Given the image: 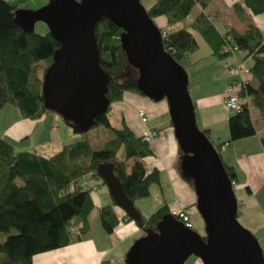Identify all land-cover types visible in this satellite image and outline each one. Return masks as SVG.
Listing matches in <instances>:
<instances>
[{"label":"trees","instance_id":"trees-1","mask_svg":"<svg viewBox=\"0 0 264 264\" xmlns=\"http://www.w3.org/2000/svg\"><path fill=\"white\" fill-rule=\"evenodd\" d=\"M213 1L155 0L146 12L153 21L165 17L168 26L189 22L188 28L159 29L163 50L183 70L186 59L199 48L195 33L207 43L211 54L221 60L231 57L229 52H225L226 48L234 49L235 55H243L249 79L240 86L237 97L245 102L240 103V110L229 112V140L213 144L220 156L222 148L255 135L252 108L264 121V39L249 20V13H264V0H243L241 5H235L234 16L246 31L237 33L229 30L225 34L215 29L204 12ZM25 2L0 0V110L12 106L18 109L22 119L36 121L53 113L44 106L42 88L45 72L60 44L49 32L44 36L24 32L16 23L15 13L26 9ZM196 7L201 11L192 17ZM121 32L106 17H102L95 26L99 64L109 78L106 98L110 107L105 114L96 117L90 130L103 126L110 131L111 136L103 149H93L87 135L90 130L81 133L66 121L63 122L82 139L63 144L50 156L30 151L17 152L9 141L0 138V236L7 235L4 241H0V264H32L36 255L64 248L72 241L79 242L86 237L94 208L91 191L100 185L106 187L96 173L99 165L113 164L114 174L134 206L137 201L150 196L152 185L159 184V171L147 172L144 164L152 151L143 135H135L123 119L121 128H113L107 116L112 105L121 102L126 93L143 96L137 87L136 75L122 82L114 81L115 77L127 71L136 74L127 65L119 39ZM203 132L210 140L208 131ZM224 168L233 182V168L225 164ZM179 171L194 192L192 178L180 168V157ZM87 176L99 180L100 184L86 189L82 181ZM105 189L108 190L107 187ZM195 205L194 201L184 208L189 209L192 215ZM140 214V222L128 218L124 212L118 218L114 206L109 205L99 210V222L106 234H111L123 221L135 222L143 235L148 230L155 231L163 216L172 213L164 206L149 217ZM173 216L178 219L176 214Z\"/></svg>","mask_w":264,"mask_h":264},{"label":"water","instance_id":"water-1","mask_svg":"<svg viewBox=\"0 0 264 264\" xmlns=\"http://www.w3.org/2000/svg\"><path fill=\"white\" fill-rule=\"evenodd\" d=\"M102 17L122 30L120 43L127 65L136 71L137 87L154 102L166 100L177 145L180 168L194 183L195 208L205 226L200 235L172 214L163 216L155 231H146L125 255V264H185L194 256L202 264H264L257 238L238 222L233 182L219 153L195 124L188 77L163 50L159 29L140 0H51L43 8L15 13L24 32L36 22L47 25L60 44L46 70L42 96L46 109L71 122L81 133L110 107L108 76L99 64L95 26ZM113 203L128 218L142 216L123 192L113 164L97 167Z\"/></svg>","mask_w":264,"mask_h":264},{"label":"crops","instance_id":"crops-1","mask_svg":"<svg viewBox=\"0 0 264 264\" xmlns=\"http://www.w3.org/2000/svg\"><path fill=\"white\" fill-rule=\"evenodd\" d=\"M148 1H151V5L155 2V0ZM242 1L214 0L204 11L220 34H225L229 30H234L237 33L246 31V27L234 16V6L241 5ZM200 11L196 7L192 17L196 16ZM249 20L251 25L259 30L264 39V13L259 15L249 13ZM182 23L168 26L165 17L154 19L156 27L162 30L182 28ZM198 46V50L184 62L189 81L197 78L195 85L189 86L190 89L196 87L195 96L192 100L195 110L198 105L200 112L203 114L201 130L208 131L212 144L225 143L229 140L227 120L230 113L223 106V98L227 95L237 96L239 88L229 91V85L232 82L227 77L228 75L225 74L224 63L235 65L243 62L244 57L242 54H238L221 60L211 54L210 48L205 41L203 46L200 44ZM202 47L203 54H198ZM238 78L246 81L249 79V75H238ZM131 99L134 104L136 101H140V98L135 96H132ZM244 102V99H240V103ZM118 105L124 109L126 114L131 111L134 112L135 118L132 119V123L134 121L135 123L129 128L135 135L142 136L147 130L157 132V136L149 143L152 155L144 160V164L147 172L153 169L159 171L160 181L159 184H154L155 188H153V191L156 192V195L158 194L157 197L161 204L163 203L170 213H177L184 206L196 201L195 193L182 178L179 171L180 152L174 130L170 126V119L169 122L165 120L163 125L158 124L154 121L157 115L153 111L149 113L150 117L144 128H138L137 124L139 122L136 118L135 110L132 109L133 107L123 101L117 103ZM251 112L256 130L255 135L237 140L222 148L220 157L223 164L234 170L233 188L238 203V220L256 238L257 236L262 238L261 235L264 234V121L259 118L256 109L252 108ZM160 113H162L160 116L165 118L168 114V106H163ZM62 121L60 118L50 114L36 121L25 120L20 116L11 126H5L2 131L0 130V138L9 141L19 151H29L27 146L18 149L12 139L14 141L29 140L38 125L42 124L40 133V136H42L39 139L41 142L38 143V147L51 149L50 153H48L51 154L67 142L64 141L66 138L64 139L62 136L58 140L55 139L56 134L60 131H62L63 135L68 134L66 128L68 126L65 123L63 124ZM100 187H96L95 191L91 193L94 207L92 219L97 222V230L95 232L91 230V222L89 221L90 230L86 237L79 242L72 241L64 248L36 255L32 260V264H125L126 253L133 243L141 237L142 232L137 223L126 221L121 222L111 234L104 232L99 222V210L102 207L113 205L115 215L118 218L122 217L123 212L114 205L109 192L105 188ZM166 191L171 192V195L174 196L172 207L169 205L171 203L170 200L165 197L164 192L166 193ZM237 192L240 199L237 198Z\"/></svg>","mask_w":264,"mask_h":264},{"label":"rangeland","instance_id":"rangeland-1","mask_svg":"<svg viewBox=\"0 0 264 264\" xmlns=\"http://www.w3.org/2000/svg\"><path fill=\"white\" fill-rule=\"evenodd\" d=\"M11 1H13V0H11ZM48 1L49 0H26V2H25L26 3L25 4L26 5V9L29 10V11L35 12V11L43 8L48 3ZM141 3L145 7V9H147L151 5V1L149 2L148 0H141ZM187 23H188V21L182 23V26L188 28ZM170 30H173V28H171ZM48 32H49V29H48V27H47V25L45 23H43V22H36L35 23V25H34V33L35 34L44 36ZM194 35H195V38H196L198 44H200L201 46H203V42H204L203 41V38H201L196 33ZM198 54H203V47L201 48V51H199ZM224 66H225V63H224ZM184 70H185V72L187 74V77H188L189 75H188V73L186 71V66L184 67ZM134 75H136V74H134L133 71H127V72H124V73L118 75L117 77H115L114 78V81H116V82H122L124 79H127L130 76H134ZM227 77L230 78L231 82H233V81H238L239 82L240 81V79L238 78V75H235V76H227ZM191 78H192V76H191ZM196 79L197 78H195V79L193 78V79H191L189 81V78H188V85L189 86L190 85L191 86L192 85L194 86L195 83H196ZM189 86H188L189 95H190L191 100H192V99H194V96H195V93L194 92L196 90V87H193V88L190 89ZM235 93L237 94V92H235ZM132 96H135L136 98H140V101H136V102L134 101L135 104L132 103V99H131ZM122 101L125 104H127L129 106H132L133 107L132 109L135 110L136 118H137V120L139 122L137 124L138 125V128L139 127L144 128V126H145V124H143L141 122L140 118L138 117V113L141 112V111L143 113H145L147 120L150 117L149 116V113L155 111L154 114L157 115V116L155 117V120L154 121L156 123L163 125V122L165 120H166V122H169V115L168 114H167V116L165 118H163V116H160V115H162V113L159 114L161 108H163V106L166 105V101H164V100H162L160 102H154V101L148 99L145 96H139V95H135V94H131V93H126L124 95ZM192 102H193V100H192ZM141 103H143V104H141ZM119 106L120 105L117 106V103H114L112 105V109L108 112V115L107 116L109 118V122H110L111 126L113 128H116V129L121 128V126H122L121 123H122V119H123L124 122L126 123V125H128V127H131V125L135 123V121L132 123V119L135 118L134 112L131 111L129 114L128 113L126 114L125 111H124V109H122V107H119ZM193 106H194L195 124H196V127L200 131H202L201 130V127L203 125V114L200 112V108H199L198 105H197V108L195 110L194 102H193ZM50 115H52L54 117L56 116V118H60V120H62L61 117L57 113H55V112L50 113ZM19 117H20V113H19L18 109L14 108L12 106H5L4 109L3 110L1 109V111H0V130L2 131V129L5 126H9V125L11 126L13 123H15L17 121V119ZM57 120H59V119H57ZM63 124H64V122H63ZM41 126H42V124L41 125H38V127L34 131L33 136L31 137V139H29L27 141H16V140L14 141V139H12V141L15 143V146L18 149L20 147L27 146V147H29L28 150L30 152H35L36 151V153L38 155H42V156H50V155H52L53 153L48 154V153H50L51 149H43L41 147H38L39 146L38 143L41 142V140H39V139L42 136V135L40 136ZM66 128H67L68 134L67 135H63L62 134V131H60L59 133L56 134L55 139L58 140L62 136L64 139L66 138V140H64V141H67V142H65V144L66 143H72V142H75V141H78V140L82 139V136L80 134L74 133L73 130L70 127H66ZM87 135H88L89 140L91 141V144H92L94 150H101V149H103L105 143L107 142V140L111 136L110 131H108L103 126L95 127L94 129L90 130L87 133ZM35 146H37V147H35ZM16 151L18 152L19 150L16 149ZM56 151L57 150H55V152ZM179 152H180V149H179ZM98 183L100 184L99 180L92 179V178H90L88 176L85 177L83 179V181H82V185L85 188L86 187L87 188L88 187L89 188L94 187L93 185H98ZM100 186L104 188L103 185H100ZM153 188H155L154 185L150 189V194L151 195L148 198L142 199L141 201L139 200V201H137L135 203V207L144 216L147 215L146 217H149L155 211H157L158 209H160V208H162L164 206V204L163 203L161 204V202L159 201V199L157 197L158 194L156 195V192L153 191ZM164 188H165V186H164ZM167 188H169V186H167ZM94 191L95 190H92L91 193H93ZM164 194H165V197H167L170 200L171 203L169 205H170V207H172L173 206V200L172 199L174 198V196L171 195L172 193L169 192V191H166V193L164 192ZM234 194H235V192H234ZM237 198L240 199L238 192H237ZM158 202H159V205H158ZM195 211L192 212V215H191L192 216V222H193V229H195L200 235H204L205 234L204 222L202 221V219H201V217L198 214V212H197L196 209H195ZM92 216H93V211L90 214L89 221L91 222L90 223L91 224V230L93 232H95L97 230V222L96 221H93ZM238 222L240 223L241 226H243L239 220H238ZM6 237H7V235H1L0 236V241H4L6 239ZM259 237L260 236H257V240H258ZM261 237L262 238H259L258 242H259V245H260V247H261V249H262V251L264 253V234H262ZM185 264H202V263L196 257L191 256L185 262Z\"/></svg>","mask_w":264,"mask_h":264},{"label":"built area","instance_id":"built-area-1","mask_svg":"<svg viewBox=\"0 0 264 264\" xmlns=\"http://www.w3.org/2000/svg\"><path fill=\"white\" fill-rule=\"evenodd\" d=\"M225 52H229L231 56H235V50L234 49H228L226 48ZM225 73L228 76H235L239 75L242 76V74H248L249 70L245 62H239L236 63L235 65H230L229 63L225 64ZM246 81L241 80L238 81H233L229 85V91L235 88H240L242 84H245ZM223 106L228 112H236L240 110V101L237 96H232V95H227L223 98ZM138 117L140 118L141 122L143 124H146L147 118L145 113L142 111L138 113ZM157 136V133L155 131H149L147 130L146 132L143 133V140L147 143H150L155 137ZM178 220L183 223V225L188 228L192 229V223L190 221V211L187 208H182L180 212L177 214ZM115 264V263H114Z\"/></svg>","mask_w":264,"mask_h":264}]
</instances>
